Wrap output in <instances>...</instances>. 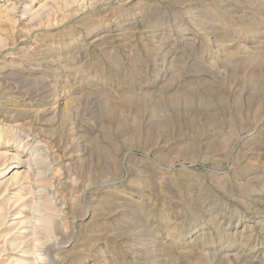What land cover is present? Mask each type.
I'll use <instances>...</instances> for the list:
<instances>
[{
    "label": "rangeland",
    "instance_id": "1",
    "mask_svg": "<svg viewBox=\"0 0 264 264\" xmlns=\"http://www.w3.org/2000/svg\"><path fill=\"white\" fill-rule=\"evenodd\" d=\"M42 220L48 264H264V0H0V264Z\"/></svg>",
    "mask_w": 264,
    "mask_h": 264
},
{
    "label": "bare ground",
    "instance_id": "2",
    "mask_svg": "<svg viewBox=\"0 0 264 264\" xmlns=\"http://www.w3.org/2000/svg\"><path fill=\"white\" fill-rule=\"evenodd\" d=\"M40 222L41 227L36 226L31 231L25 232L28 233L30 245H28V251L26 252L27 254L21 255L20 258L16 260V264H48L47 261L49 257V248H46L50 244V239L55 230L56 222L44 220ZM16 241L14 242V245ZM19 245H21V243L17 244L16 248H19ZM23 248H26V246H24Z\"/></svg>",
    "mask_w": 264,
    "mask_h": 264
}]
</instances>
